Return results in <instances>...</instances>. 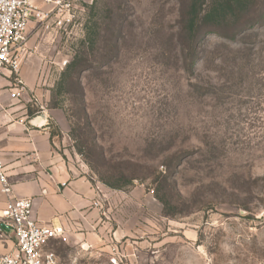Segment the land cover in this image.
Here are the masks:
<instances>
[{"label":"rangeland","instance_id":"obj_1","mask_svg":"<svg viewBox=\"0 0 264 264\" xmlns=\"http://www.w3.org/2000/svg\"><path fill=\"white\" fill-rule=\"evenodd\" d=\"M191 2L80 0L69 25L29 42L34 85L19 98L114 194L111 222L136 241L138 264H264L263 19L246 39H190ZM76 55L85 60L68 69ZM51 244L60 264H117Z\"/></svg>","mask_w":264,"mask_h":264},{"label":"crops","instance_id":"obj_2","mask_svg":"<svg viewBox=\"0 0 264 264\" xmlns=\"http://www.w3.org/2000/svg\"><path fill=\"white\" fill-rule=\"evenodd\" d=\"M34 6L41 10L52 8L44 0L36 1ZM43 29L46 30L33 19L27 28L28 41H33ZM30 62L33 63L28 58L21 65L23 91L34 85ZM12 91L10 74L0 73V162L11 185V192L5 193L0 182V210L9 198L31 197L33 216L39 223L64 229L62 237L50 240L45 247L54 252L58 264L61 256L53 248V241L80 246L88 253L106 251L117 264H138L136 241L126 236L120 224L114 226L111 222L119 221L118 214L111 215L108 207L114 194L97 188L65 159L50 134L48 117L29 114L19 98L22 91L11 97ZM96 201L100 202L99 207L94 206ZM0 234L7 235L3 243L0 241V253L8 252L14 247L9 230L0 229Z\"/></svg>","mask_w":264,"mask_h":264},{"label":"built area","instance_id":"obj_3","mask_svg":"<svg viewBox=\"0 0 264 264\" xmlns=\"http://www.w3.org/2000/svg\"><path fill=\"white\" fill-rule=\"evenodd\" d=\"M36 1L0 0V73L10 74L14 90L11 97L25 89L20 70L31 52L27 34L29 23L35 19L46 30L66 27L72 22L80 0H44L52 4L49 10L37 9ZM0 182L5 193L11 192L1 162ZM94 206L99 207L100 202L96 201ZM0 223L9 227V238L14 242L11 250L0 253V264H58L54 252L45 247L50 240L62 237L64 229L59 225L39 223L33 216L31 197L9 198L0 210ZM5 236L0 234L2 243Z\"/></svg>","mask_w":264,"mask_h":264},{"label":"trees","instance_id":"obj_4","mask_svg":"<svg viewBox=\"0 0 264 264\" xmlns=\"http://www.w3.org/2000/svg\"><path fill=\"white\" fill-rule=\"evenodd\" d=\"M188 11L183 20V29L190 39L195 38L196 34L207 29L206 33H218L222 37L233 38L235 35H243L242 39L252 36L256 30V25L261 19L264 23V0H191ZM261 6V8H258ZM258 9L257 14L253 17L252 14ZM228 31V33H223ZM192 50L188 54L189 66L192 71L197 65L198 55L195 44L192 45ZM240 50V49H239ZM83 60L79 55H76L72 62L67 66L68 69H73ZM29 114L30 112L27 111ZM51 136L53 132H50ZM132 179L128 180L130 184ZM106 183V182H105ZM107 186L114 189H121L125 185L106 183ZM157 199L165 205V201L157 194Z\"/></svg>","mask_w":264,"mask_h":264},{"label":"water","instance_id":"obj_5","mask_svg":"<svg viewBox=\"0 0 264 264\" xmlns=\"http://www.w3.org/2000/svg\"><path fill=\"white\" fill-rule=\"evenodd\" d=\"M0 229H3V230H9V227H7L5 224L3 223H0Z\"/></svg>","mask_w":264,"mask_h":264}]
</instances>
